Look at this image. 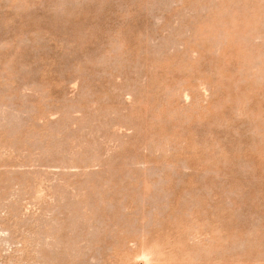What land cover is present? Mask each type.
<instances>
[{
  "label": "rangeland",
  "instance_id": "374dc122",
  "mask_svg": "<svg viewBox=\"0 0 264 264\" xmlns=\"http://www.w3.org/2000/svg\"><path fill=\"white\" fill-rule=\"evenodd\" d=\"M0 264H264V0H0Z\"/></svg>",
  "mask_w": 264,
  "mask_h": 264
}]
</instances>
